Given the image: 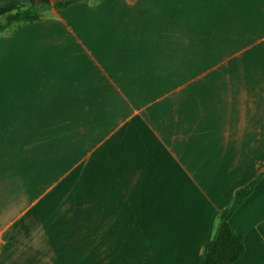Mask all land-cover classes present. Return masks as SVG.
I'll return each instance as SVG.
<instances>
[{"label": "crops", "instance_id": "0c3cea01", "mask_svg": "<svg viewBox=\"0 0 264 264\" xmlns=\"http://www.w3.org/2000/svg\"><path fill=\"white\" fill-rule=\"evenodd\" d=\"M0 0V264H195L264 172V0ZM264 264V176L229 219Z\"/></svg>", "mask_w": 264, "mask_h": 264}, {"label": "trees", "instance_id": "16d2710c", "mask_svg": "<svg viewBox=\"0 0 264 264\" xmlns=\"http://www.w3.org/2000/svg\"><path fill=\"white\" fill-rule=\"evenodd\" d=\"M88 0H62L52 5L53 8L63 9L69 5ZM42 9L17 6L11 12L0 16V35L5 31L15 29L18 24H27L40 20ZM10 30V31H11ZM264 176L260 173L255 179L238 188L233 193L229 206L219 212L218 222L213 237L204 244L202 252L197 257L195 264H233L244 253V233L233 230L229 219L237 207L252 192L255 184Z\"/></svg>", "mask_w": 264, "mask_h": 264}, {"label": "rangeland", "instance_id": "374dc122", "mask_svg": "<svg viewBox=\"0 0 264 264\" xmlns=\"http://www.w3.org/2000/svg\"><path fill=\"white\" fill-rule=\"evenodd\" d=\"M40 13H41L42 16H43L42 18H44V17H46V15H47L48 12H47V11H43V9H42V10L40 11ZM21 25H22V23H21V24H18V26H16V27H19V26H21ZM10 30H11V29L5 31L4 33L10 32ZM4 33H3V34H4Z\"/></svg>", "mask_w": 264, "mask_h": 264}]
</instances>
